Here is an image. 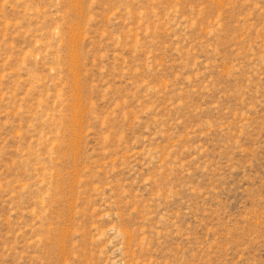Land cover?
Returning a JSON list of instances; mask_svg holds the SVG:
<instances>
[{"label":"rangeland","instance_id":"rangeland-1","mask_svg":"<svg viewBox=\"0 0 264 264\" xmlns=\"http://www.w3.org/2000/svg\"><path fill=\"white\" fill-rule=\"evenodd\" d=\"M0 264H264V0H0Z\"/></svg>","mask_w":264,"mask_h":264}]
</instances>
